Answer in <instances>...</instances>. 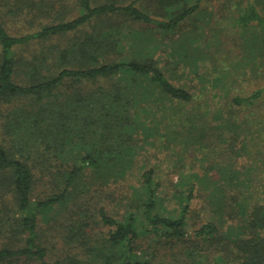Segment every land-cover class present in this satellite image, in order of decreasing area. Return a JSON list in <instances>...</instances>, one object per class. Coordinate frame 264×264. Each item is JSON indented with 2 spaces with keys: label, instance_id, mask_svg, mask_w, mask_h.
Here are the masks:
<instances>
[{
  "label": "trees",
  "instance_id": "16d2710c",
  "mask_svg": "<svg viewBox=\"0 0 264 264\" xmlns=\"http://www.w3.org/2000/svg\"><path fill=\"white\" fill-rule=\"evenodd\" d=\"M204 2L0 0V264H178L200 261L204 248L218 260L264 264V114L255 110L248 130L251 122L216 109L222 122L211 129L227 128V145L249 162L221 158L224 134L204 139L206 114L185 110L193 92L154 56L160 34L182 31ZM237 4L235 22L258 29L257 61L264 0ZM33 42L43 50L28 60L20 50ZM258 77L233 106L264 102ZM162 124L180 129L161 132ZM163 140L183 152L151 154ZM196 144L203 174L183 157ZM197 201L212 214L203 217ZM229 219L240 224L225 238ZM151 237L158 247L144 243Z\"/></svg>",
  "mask_w": 264,
  "mask_h": 264
},
{
  "label": "rangeland",
  "instance_id": "374dc122",
  "mask_svg": "<svg viewBox=\"0 0 264 264\" xmlns=\"http://www.w3.org/2000/svg\"><path fill=\"white\" fill-rule=\"evenodd\" d=\"M237 2L242 3V0H205L202 13L199 16L191 18L188 25L182 29V31H188L194 38L189 40L183 39L182 31L176 33L175 36H163V34H160L162 43L157 44L158 46L153 49L158 50L154 54L155 58L163 62V67L166 71L169 72L171 70L170 73L172 76H175L176 83L178 82L180 85L187 86L193 92L194 101L188 106V110L187 108L185 109L186 113L193 110L196 113L202 114L204 112L206 114L204 120H207L209 123L205 127L206 136L204 139H207L208 142L212 134L214 138L218 134H224L225 140H223L224 143L221 145L224 146L223 151L225 153L223 156L220 155L221 158L234 157L241 161L242 164L244 163L243 161H249L244 160V158L239 159L236 156V149L239 146L232 147L227 145L229 143L228 138L232 136L231 134H225L229 130L225 128L222 131L217 130L214 132L211 129L212 124L218 125L222 122L214 115L218 107L224 108L228 114L235 115L239 120L245 119L247 122H251L247 123L246 127L248 130H255V110L256 114H264V102L259 103V106L256 108L255 105L242 107L232 105V99L236 96H250L255 91V86L260 83V77L258 76L264 73V63L261 60L264 56L258 55L257 61H255V33L258 29L255 30V27L251 26L246 30L235 22L236 12H238L236 8L238 7ZM9 27L13 31L14 27L11 24ZM81 32L79 31L76 36H81ZM73 36L75 35L66 36L64 39L65 41H69L68 39ZM43 46L44 43L33 42L31 45L22 48L20 52L22 56L31 60L34 56L41 54ZM255 62L259 65L256 71ZM185 64H189L187 69L182 67ZM167 108L168 113H171V115L176 110L179 111V107L173 103L167 102ZM152 112L155 113V109H152ZM162 113L158 110L156 113L157 117H160ZM179 116H181L180 112L173 114V117ZM150 123L152 126L154 125L153 118L150 119ZM158 129L164 132L175 129L179 130L180 127L176 125L173 128L167 129L162 124L158 126ZM250 138L253 137L248 136V139ZM207 142L204 146L208 145ZM253 142L255 143V138ZM157 144L159 145V143ZM163 145L161 144V148H153L151 154L158 152L161 158H167L168 156L176 158L172 155V149L175 154L183 152L175 144H168L164 141ZM197 148L198 145L196 144V146L191 148V152L194 154L191 156L184 155L183 157L190 168L191 164L195 162V166L198 167L197 171L203 174V167L198 158L204 156V153L199 152ZM195 156L196 158H194ZM217 158H219L218 155ZM249 159L253 161L255 153H251ZM176 178L177 175L174 174L175 181ZM163 192H166V190L163 189ZM199 202H196V206L200 214L203 217L210 216L212 214L211 208L205 204H198ZM165 204L168 205L170 202L166 200ZM239 224L240 221L229 219L228 223L223 225L222 231L224 233L222 236L225 235L224 237L227 238L229 235H233V230ZM48 226V223H44L41 232L50 241V245H53L57 238L53 240V235L47 233ZM50 231L57 237L53 229H50ZM153 239L155 238H148V241L144 243H149ZM226 240L228 242V239ZM155 241L151 244L158 247L159 245L158 243L155 244ZM214 251L215 249L213 248H204V252L206 253L205 256L198 257L201 258L200 261L195 262L186 258L187 261H180L178 264H237L231 258L218 260Z\"/></svg>",
  "mask_w": 264,
  "mask_h": 264
}]
</instances>
